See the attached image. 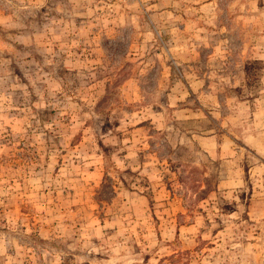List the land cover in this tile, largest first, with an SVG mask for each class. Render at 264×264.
<instances>
[{"label":"rangeland","instance_id":"obj_1","mask_svg":"<svg viewBox=\"0 0 264 264\" xmlns=\"http://www.w3.org/2000/svg\"><path fill=\"white\" fill-rule=\"evenodd\" d=\"M0 264H264V0H0Z\"/></svg>","mask_w":264,"mask_h":264}]
</instances>
